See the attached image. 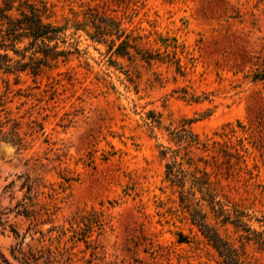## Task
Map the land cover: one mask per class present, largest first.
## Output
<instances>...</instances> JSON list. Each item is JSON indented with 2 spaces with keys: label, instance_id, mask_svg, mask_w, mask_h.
<instances>
[{
  "label": "rangeland",
  "instance_id": "374dc122",
  "mask_svg": "<svg viewBox=\"0 0 264 264\" xmlns=\"http://www.w3.org/2000/svg\"><path fill=\"white\" fill-rule=\"evenodd\" d=\"M41 1L64 30L63 48L78 51L24 76L0 107V122L16 124L25 145L0 143L2 258L220 264L165 181L160 150L175 149L174 128L190 129L208 145L197 167L218 200L264 216V0ZM88 8L156 61L76 32ZM16 203L29 217L11 211Z\"/></svg>",
  "mask_w": 264,
  "mask_h": 264
},
{
  "label": "trees",
  "instance_id": "16d2710c",
  "mask_svg": "<svg viewBox=\"0 0 264 264\" xmlns=\"http://www.w3.org/2000/svg\"><path fill=\"white\" fill-rule=\"evenodd\" d=\"M86 11L84 24L77 26L76 32L88 29L87 36L97 44L110 39L113 47L120 41L117 50L124 48V55L129 59L128 49H133L146 64L156 61L153 54L137 47V39L126 35L115 19L100 14L95 8ZM51 15V8L41 0L0 1V107L10 95H15L13 88L21 84L24 76L39 78L78 51L74 43H70L72 50L63 48L64 30L51 21ZM7 123L0 122V143L23 150L25 145L16 124L6 130ZM169 141L175 149L161 147L160 150V156L165 160L164 179L170 187L177 189L179 203L187 211L191 225L214 250L219 263L264 264L260 259L264 257V216L251 215L236 205L218 200L210 174L197 167V163L206 164V161L203 157L196 158L195 153H204L208 145L190 129L174 128L169 133ZM23 188V200L31 201L29 195L33 186L25 183ZM28 209L29 206L16 203L11 211L27 218ZM253 224L258 225V229ZM41 258L37 253H29L27 257L23 256L22 262L37 264ZM0 264H7L1 255ZM43 264L51 262L44 260Z\"/></svg>",
  "mask_w": 264,
  "mask_h": 264
}]
</instances>
